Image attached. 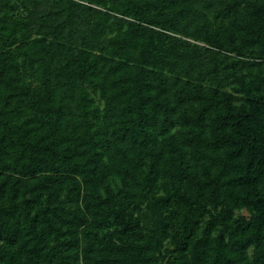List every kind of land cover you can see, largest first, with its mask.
I'll use <instances>...</instances> for the list:
<instances>
[{
  "label": "trees",
  "instance_id": "16d2710c",
  "mask_svg": "<svg viewBox=\"0 0 264 264\" xmlns=\"http://www.w3.org/2000/svg\"><path fill=\"white\" fill-rule=\"evenodd\" d=\"M0 264H264V0H0Z\"/></svg>",
  "mask_w": 264,
  "mask_h": 264
},
{
  "label": "rangeland",
  "instance_id": "374dc122",
  "mask_svg": "<svg viewBox=\"0 0 264 264\" xmlns=\"http://www.w3.org/2000/svg\"><path fill=\"white\" fill-rule=\"evenodd\" d=\"M200 46H203V44H200ZM237 214L247 215V213L245 211L238 212Z\"/></svg>",
  "mask_w": 264,
  "mask_h": 264
}]
</instances>
